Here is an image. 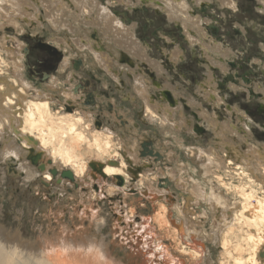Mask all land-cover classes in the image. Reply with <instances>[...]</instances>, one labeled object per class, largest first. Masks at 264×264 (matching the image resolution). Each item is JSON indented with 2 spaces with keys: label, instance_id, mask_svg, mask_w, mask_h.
I'll use <instances>...</instances> for the list:
<instances>
[{
  "label": "bare ground",
  "instance_id": "obj_1",
  "mask_svg": "<svg viewBox=\"0 0 264 264\" xmlns=\"http://www.w3.org/2000/svg\"><path fill=\"white\" fill-rule=\"evenodd\" d=\"M253 1L256 9L264 15V0ZM193 2L195 6L185 0L138 1L140 5H151L157 12L165 14L170 22L174 21L189 48L197 51L195 44L199 43L202 59L198 61L204 67L206 76L197 85V100L189 97L184 101L194 116L205 124L204 128L214 134V139L209 149L192 144L185 149L194 161L199 162L200 169L182 160L174 161L176 165L171 166L172 162L168 161L172 156L169 154L164 167L153 166L138 175L137 170L142 165L150 169L153 164L139 157L141 138L137 132H128L125 137L116 132L122 126L133 131L135 122L127 125V118L117 111L114 102V106L107 104L104 108L98 105L101 112L97 115L102 118L101 115L105 114L108 125L95 126L98 116L82 106L80 92L71 90L75 79H78L73 69L78 59L73 57L83 55L85 61L79 59L82 68H88L90 64H96L101 69L110 68L112 65L104 48L111 47L107 45L113 43L114 47H120L130 57L144 61L142 51L138 50L141 45L135 43L134 31L128 28L131 25H123L117 15L108 6H100L98 0H0V160L28 188L42 182L51 187L48 192L59 197L71 192L67 186L74 188L79 194V199H76L81 207L79 211L64 206L70 213V223L60 222L61 229L45 236L41 232L32 242L0 222V264H210L211 252L205 245L212 244L218 252L216 264H264V144L256 143L254 130L245 121L250 118L244 117L242 112L238 113V109L227 108L223 122L217 115L223 101L218 94L220 88L217 90L212 85L213 82L215 84L214 78L222 77L220 79L224 84L232 81L236 89L244 90L245 86L241 80H235L237 75L229 74L228 67L233 66L230 59H234L235 55L229 49L222 50L217 43L206 44L202 40L204 35L209 34L210 21L196 16L193 9L206 10L211 0ZM237 5L235 0H218L223 16L229 9L237 10ZM40 8L43 19L59 34L66 30L72 34L74 24L85 22L92 27L91 31L97 32V37H90L87 32L80 36L75 34L77 38H72L70 43L60 37L53 39L51 43L54 46L62 50V44L66 46L68 56L63 57L57 75L47 78L40 89H33L22 73L24 66L19 55L22 42L13 33L14 29L7 26L13 25L16 32L18 28L23 30L26 24L39 30L43 24ZM181 49L178 46L167 52L165 57L169 68L175 69L186 57ZM261 51L264 53V44ZM195 55L199 56L198 53ZM121 58L124 61L121 60L119 67L128 65L127 72L134 77L132 88L143 118L156 126L160 133L171 137L174 147L179 150L185 148L182 132L191 140L197 129L192 119L186 117L183 103L175 99L178 93L184 95L167 84L161 87V102L149 99L151 93L144 82L145 76L132 71V62L128 63L125 54ZM254 61L251 64L253 68L261 65ZM148 62L159 78L161 70L157 69L158 64ZM63 72L68 73L65 86L61 83ZM114 73L120 85L119 78L123 72ZM254 88H247L250 97H259L264 103V92L259 85ZM91 98L95 104L96 99ZM205 103H209L212 112H209V107L204 109ZM66 105L71 106L72 111H66ZM142 147L148 151L145 145ZM31 155L39 156L34 164L29 161ZM39 165H43L44 170H38ZM49 169H55L57 174L52 176ZM62 171L70 172L71 180L62 177ZM197 173L199 177L195 179ZM95 174L107 180L106 186L97 184L94 188L98 180ZM152 175L155 177L152 178ZM39 177L40 181L37 180ZM169 180L172 191H163L162 186H167ZM158 181L164 184L157 185ZM38 192L40 194L41 190ZM116 196H121L120 203L114 202ZM178 196L181 202L174 203ZM102 197L112 203L113 210L117 212L114 230L120 234V240L126 242L125 246L132 249L128 259L119 252L112 253L103 238L101 231L106 226V220L96 207L97 199ZM187 203L189 206L185 211ZM202 205L207 209H202ZM140 207L153 212L151 216L139 217L136 222L135 212ZM63 211L57 210L58 216L53 213V219L59 222L66 217ZM174 215L175 220L172 219ZM210 216L217 224L211 234L203 227L204 221H210ZM85 221L91 229H95L93 238H90L91 231H87ZM128 237L136 241L140 238L141 248L133 247ZM133 258H138L139 262H133Z\"/></svg>",
  "mask_w": 264,
  "mask_h": 264
},
{
  "label": "rangeland",
  "instance_id": "obj_2",
  "mask_svg": "<svg viewBox=\"0 0 264 264\" xmlns=\"http://www.w3.org/2000/svg\"><path fill=\"white\" fill-rule=\"evenodd\" d=\"M125 1L126 2H118L117 0H98L99 5L108 6L111 12L117 15V18L122 22L123 25L129 24L135 27L134 28L132 26V28L130 26L128 28L133 29L134 31L132 34L135 37V43L141 45L140 49L138 50L142 51V57L144 61H142V59L139 60L137 58L130 57L129 55L124 53L120 47H114L113 43H109L107 46L111 47L104 48V51L105 55H107V60L112 66L110 68H106L103 66L104 68L101 69L96 64H90L88 68L84 67L79 73H74L78 75L80 74L79 76H81V80L79 78L75 79L76 81H74V85L82 84L83 86H85L88 92L95 94H91L94 97V100L96 99L95 104L98 103L97 106L101 104L103 108L104 105L106 106L108 104L106 102H112L110 98H114V100L116 101L115 104L117 105V111H120L119 113H124L125 116L123 117L127 118V125L128 123L134 124L135 122V128L130 125L134 128L133 131H128V129H125V126V128L122 126L119 130L117 129L116 132L117 134H121L122 137L129 135L130 132H137L138 136L141 138L139 141L141 143L139 145V157L140 159H146L153 164L151 165L150 169L147 166L142 165L140 169L137 170L138 175L144 170H151L153 166L164 167V163H167L166 156L169 154L170 156H172V159L168 161V163L172 162L171 166L176 165L174 161L181 162L182 160V162H184L185 164H194L195 168L197 165L200 169L199 162L194 161L195 159L191 158L192 156H190V154L188 153L189 151H185V149L188 148L191 144L193 146H200L204 149L211 148L210 145L212 140L214 139V134L204 128L205 124L200 121V118L197 119V117L194 116L190 106L184 101L189 97L193 98L194 100L196 99V97H198L197 85L200 84L202 82V78L206 76V71L204 70V67L200 65L198 61L200 60V58L202 59V51L200 47H198L199 43L195 44V48L197 49V51H194V48H189V45H187L186 42L183 41L181 37L182 32L180 31V28L175 25L174 21L170 22L166 18L165 14L157 12L149 4L140 5L138 3L139 0ZM185 1L195 6V2H193V0ZM127 2H131L132 4L136 3L137 5L135 7L134 5L130 6L129 4H126ZM235 2L238 4L237 10L229 9L230 11L227 12L225 16H223V11L218 6V0H211V4H209L210 6H208L206 10L202 8L199 9L198 7H195V9L193 10L196 12V16H200V18L203 20L210 21V23L214 25L215 28H218L216 35L217 38H221L222 44H217L221 46V49H229L233 53V55H235L233 59V61H235V65L234 63H232L233 66L228 67L229 74H231V72L234 74L236 73L237 77H235V80H241L242 85L245 86L243 87V89L245 90L236 89V85L234 88H231V85L228 84L232 83V81H229L228 84H222L223 87H220V91L225 92V97L227 98V100L230 101L232 105L230 106L231 109L235 111L236 109H238V113L242 112L241 109L247 110L251 120H253V122L257 121L259 123L256 125V128H250L251 130H254L256 143L264 144V112H258L259 107H264V103L261 101V99H259V97L249 99L250 95L247 90V88L251 87L250 89H252L256 85H259V89L264 92V53L261 51V48H263L264 44V15H262V13L258 11V9H256V3L253 0H235ZM108 3L110 4V6ZM40 9L43 24L39 30H35L30 25L26 24L27 26L25 25L23 30L18 28V32H16V29L13 27V25L7 26L8 28L14 29L15 32L13 33H15L18 36L20 42H22L20 45L21 53L19 54L21 57V61H23L22 66H24L22 68V73L25 76V81L27 80L28 82H30L33 86V89H40L43 83H45H42L40 80L43 72L48 73L52 76L57 75L58 69L63 61V57L68 56L65 52L66 46L62 44L63 50L59 46H54L51 43L53 39H57V37H60L70 43L72 38H77L76 36H80L87 32L89 33L90 37H92V35L93 38L95 36L97 37V32L95 33L91 31L92 27L89 24L86 25L85 22H81L78 25L74 24L72 26V34L69 33L67 30L62 34H59L57 31L51 29V26L47 23L46 19H43V10L42 8ZM211 24H209L208 27L209 34L211 33L209 29ZM212 25L211 30L215 32L214 28H212ZM202 40L205 41L206 44L214 41L210 40L209 35H204ZM47 45L49 47H52L53 49H51L57 52H54L52 50L51 52H47L45 49ZM178 46L182 48L181 50H183L184 55L186 57L183 58V60L177 64L175 69L172 67L169 68L167 57L165 56L167 52L176 49V47ZM228 46H230L231 48ZM25 47L29 48V52L27 53V55H25L23 52ZM73 47L76 50L78 49L75 46ZM163 51H165V53H163ZM197 53L199 54V56L195 55ZM123 54H125V56H127V58L129 59L128 63L129 61L132 62V71L134 70L136 73L139 74V76H142L141 74L145 76V78L143 77L144 82L147 87L150 88L149 93H151L149 99L161 102V87L167 84H170V86L174 88L173 90L176 89L177 92L180 91L185 96H182L180 93L177 94V92L175 91V93L177 94V97L175 99L177 100V102L183 103L184 107L186 108V117L192 119L195 125V130L197 129L196 135L193 136L194 139L192 138L191 140L187 138L184 132H182V137L185 138L184 142L182 141V143L184 144L185 148H181L179 150L178 148L174 147L171 137H168L167 134L163 135L162 133H160L156 126L152 125L143 118L142 110L138 108L137 105L138 99L136 98V96H134L135 92H133L132 88L134 84V77L132 74L127 72L129 66L126 64L127 66H124V68L119 67V65L121 66L122 62L124 61L121 58V55ZM73 58H76V60L81 59L83 62L85 61L82 54L78 57L76 56ZM147 59L148 61H154L158 64L156 67L158 70H161V78H158L157 73H155L153 70V65H149L150 62H148ZM91 60L93 59L91 58ZM254 60H256L258 63H261V65L253 68L251 64H254ZM118 71L119 73L123 72V74L121 73L119 78L120 85L118 84V80L116 79L117 76H115L114 73ZM62 75L63 77L61 78V83L65 86L67 82L68 73L63 72ZM91 75L94 79L91 77ZM218 78L219 80H221L220 78L222 77ZM218 78H214V81L218 82V84L220 85L223 81L221 80V82H219ZM245 80L247 81L245 82ZM212 85L215 86L214 82L212 83ZM106 87L107 89H105ZM228 90H231V92L229 93ZM232 91L236 92V94ZM85 93L86 90L83 92V94ZM256 93L261 94L260 92ZM262 96L264 97L263 94ZM222 97L221 99L223 101ZM207 104L209 105V103ZM207 104L205 103V110H208V107L210 108V106H208ZM226 106V101H223V103L220 104V109H218L220 113L218 112L217 115L222 118V122L226 120L225 115L227 112L225 110L228 111ZM99 109L95 107L92 110L97 115V113L101 112L99 111ZM210 111L212 112V108H210L209 112ZM101 116L102 118L99 116V118H96L97 120H95L94 122L95 126L97 125V121H99L100 125H108L107 119L104 118L105 114L104 116ZM178 119L180 121V118ZM112 121L115 120L112 119ZM120 121L121 119L118 121V123H120ZM134 141L135 140H133V142ZM143 145L146 146L148 151H146L142 147ZM4 169H6L5 175L3 173ZM155 175H152V178H154ZM97 177L98 180L95 181L94 188L96 189L97 184L106 186L107 180H104V178H102L100 175H97ZM150 177L151 176L149 175L148 178L150 179ZM195 177V179L199 177L198 173ZM40 179V177L37 178V180L39 181ZM162 183L163 181H158L157 185H161ZM170 185L171 181L169 180V184L167 186H165V184L163 186L161 185L163 187L162 190H171ZM67 187L68 190H71V192L63 193V195H61L60 197L58 195L54 196L52 195V193L48 192V190L50 191L51 187H48V185H45L42 182L34 184L30 188H28L25 185V182H22V180L18 176L14 175V173L10 171V168L8 169L5 164H3V162L0 160L1 224H3L5 228H8L9 230L11 229L15 233L19 232L23 235L25 239L30 240L31 242L34 241L41 234V232L45 236L47 235V233L50 234L53 231H58L61 227L59 225L60 222L62 224L70 223V213L66 211L64 206L81 211L80 202L78 200L79 194H77V191H75L74 188H70L69 186ZM37 189L41 190L40 194H38V191L40 190L37 191ZM180 200L181 198L178 196L177 201H174V203H180ZM58 201H60V206L59 204H57ZM97 201L98 205H96V207L98 210H101L100 215L106 220V226L101 231V233L103 234V238L106 240V243L110 245L112 253L119 252L128 259L130 257V253L132 254V249L125 246L126 242H122L120 240V234H118L117 231L114 230L116 228L114 224L117 219V212L113 210L112 203H110L106 198L102 197L97 199ZM121 201V196H116V198L114 199V202L120 203ZM188 206L189 203L184 205L185 211L187 210ZM202 209H207V207H204V205H202ZM57 210H64L63 212L66 215V217H62V219H60L62 221L59 220V222L53 219V213H56ZM152 212V209H148L145 207L138 208L135 212L136 222L139 221V217L145 218L151 216ZM174 217L175 215L172 217V219ZM212 219L213 218H211L210 221H204V225H200H203L205 230H207L208 233L210 232V234L212 231L215 230L217 226V224L213 222ZM122 221L123 220H120V222ZM84 225L87 227V231H91L90 238H93V236L96 235L94 231L95 229H91L87 221L84 222ZM70 226L71 228L74 227L72 225ZM127 240L136 249L139 250L141 248L142 241L140 238L138 239V241H136L135 239L128 237ZM205 246L209 247V252H211L210 264H216L218 259V252L216 246H213V244L211 246ZM120 247L122 250L120 249ZM132 261L139 262V259L133 258Z\"/></svg>",
  "mask_w": 264,
  "mask_h": 264
},
{
  "label": "flooded vegetation",
  "instance_id": "obj_3",
  "mask_svg": "<svg viewBox=\"0 0 264 264\" xmlns=\"http://www.w3.org/2000/svg\"><path fill=\"white\" fill-rule=\"evenodd\" d=\"M179 22V21H178ZM177 22V23H178ZM211 24V23H210ZM212 25V24H211ZM211 25H210V34H208L209 35V38H210V40L211 39H214V41H213V43H221V38H217V31H218V28H215V26L214 25H212V28H214V30H215V32L214 31H212L211 30ZM134 27V26H133ZM135 28V27H134ZM182 35V34H181ZM222 44V43H221ZM224 44V43H223ZM225 47V46H224ZM228 47H230V46H228ZM52 47H49L48 45L45 47V49H46V51L47 52H51V50L53 49H51ZM231 48V47H230ZM52 51H54V52H57V51H55V50H52ZM23 52H24V54L25 55H27V53L29 52V48L27 47H25L24 48V50H23ZM233 59H230V63H233V61H232ZM234 65H235V61H234ZM56 66H57V64H56ZM81 68H82V62H81V60H78L77 62H76V66H75V68H73L74 69V72H79L80 70H81ZM84 68V67H83ZM82 68V69H83ZM231 74H234V73H232L231 72ZM236 74V73H235ZM234 74V75H235ZM237 75V74H236ZM52 75H49L48 73H42V77H41V82L43 83V82H45V81H47L50 77H51ZM79 76V75H78ZM77 76V78H79ZM91 77L93 78V76L91 75ZM48 78V79H47ZM216 78H218V76H216ZM80 79V78H79ZM94 79V78H93ZM81 80V79H80ZM82 80H83V78H82ZM218 81L219 82H221V80H219V78H218ZM247 81V80H246ZM80 83H82V82H80ZM115 83V82H114ZM223 84V83H222ZM218 85V86H217ZM228 85H231V87H235V85H233V83H229ZM215 86H216V89L218 90V88H220L221 86L218 84V82H215ZM80 88V89H79ZM83 88V89H82ZM251 88V87H250ZM84 89L86 90V93L85 94H83V92H84ZM105 89H107V87L105 88ZM239 89V88H238ZM71 90L72 91H74V92H80L81 93V97L79 98V100H81L82 101V106L86 109V110H89V109H93V108H95V107H97L98 108V106H97V104H94L93 103V101H91V97H92V95L91 94H93V93H91V92H88L87 91V89H86V87L85 86H83L82 84H75V85H73V87L71 88ZM80 90V91H79ZM82 90V91H81ZM245 90V89H244ZM227 91V90H226ZM228 92L230 93L231 92V90H228ZM233 93H235L236 94V92H234V91H232ZM218 94H220L221 96H223V101L225 102L226 101V104H227V106H226V108H231L230 106H232L231 105V103H230V101L229 100H227V98L225 97V92H221V91H218ZM257 94V93H256ZM93 95H95V94H93ZM250 95V94H249ZM220 97V96H219ZM250 97V96H249ZM250 99H253V97H250ZM110 100L112 101V102H106V103H108V104H110V105H112V106H114V102H116L115 100H114V98L112 99V98H110ZM207 104V103H206ZM101 105V104H100ZM208 105V104H207ZM233 105H235V104H233ZM95 106V107H94ZM223 107V106H222ZM99 109V108H98ZM65 110L66 111H68V110H71L72 111V107L71 106H69V105H66L65 106ZM241 111L244 113L243 115H244V117H247V119H249L250 118V116L248 115V111L247 110H243V109H241ZM258 112L259 113H261V112H264V107L263 106H261V107H259V109H258ZM240 114H241V112H240ZM239 115V114H238ZM240 116V115H239ZM245 120V119H244ZM245 121H248L247 123L249 124V126L250 127H252L253 129L254 128H256L257 126V124H259L257 121H255V122H253V120H251V118H250V120H245ZM250 121V122H249ZM99 124V125H98ZM96 126H100V123H99V121H97V125Z\"/></svg>",
  "mask_w": 264,
  "mask_h": 264
},
{
  "label": "water",
  "instance_id": "obj_4",
  "mask_svg": "<svg viewBox=\"0 0 264 264\" xmlns=\"http://www.w3.org/2000/svg\"><path fill=\"white\" fill-rule=\"evenodd\" d=\"M38 159H39V156L29 157V161H31L33 164L36 163ZM38 168H39L40 171H42V170H44L45 167L43 165H39ZM49 172L51 173L52 176H55L57 174V171L55 169H49ZM61 176L71 180V173L68 172V171H62L61 172Z\"/></svg>",
  "mask_w": 264,
  "mask_h": 264
}]
</instances>
